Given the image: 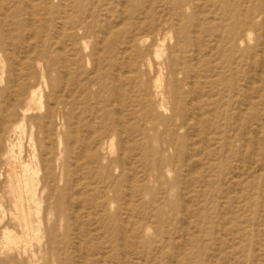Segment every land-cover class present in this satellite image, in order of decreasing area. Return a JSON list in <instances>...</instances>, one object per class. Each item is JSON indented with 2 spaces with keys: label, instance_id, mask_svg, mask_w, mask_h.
Returning a JSON list of instances; mask_svg holds the SVG:
<instances>
[{
  "label": "rangeland",
  "instance_id": "obj_1",
  "mask_svg": "<svg viewBox=\"0 0 264 264\" xmlns=\"http://www.w3.org/2000/svg\"><path fill=\"white\" fill-rule=\"evenodd\" d=\"M0 264H264V0H0Z\"/></svg>",
  "mask_w": 264,
  "mask_h": 264
},
{
  "label": "bare ground",
  "instance_id": "obj_2",
  "mask_svg": "<svg viewBox=\"0 0 264 264\" xmlns=\"http://www.w3.org/2000/svg\"><path fill=\"white\" fill-rule=\"evenodd\" d=\"M23 60V59H22ZM16 87V86H15ZM196 102V101H195ZM120 115V114H119ZM4 121V120H3ZM20 184V183H19ZM13 197V196H12ZM26 203V202H25ZM13 205V204H12ZM22 206V205H21ZM24 219V218H23ZM124 240V239H123Z\"/></svg>",
  "mask_w": 264,
  "mask_h": 264
}]
</instances>
